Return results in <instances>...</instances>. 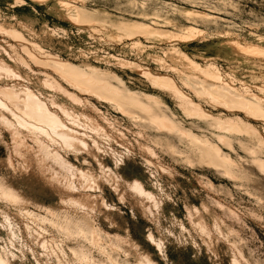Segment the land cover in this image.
Listing matches in <instances>:
<instances>
[{
  "label": "rangeland",
  "instance_id": "rangeland-1",
  "mask_svg": "<svg viewBox=\"0 0 264 264\" xmlns=\"http://www.w3.org/2000/svg\"><path fill=\"white\" fill-rule=\"evenodd\" d=\"M143 1L147 3L150 12L157 8L167 9V5L176 3L190 8L196 7L198 10L212 14L216 19L210 20L207 24H202L200 29L204 31L205 35L199 36L193 41L175 40V42L171 43L169 41H149L141 38V42L146 46L144 53H140L138 49H133L130 46L123 49L125 44H130V41L126 40L124 43H119L110 37L108 38L102 31L103 29L97 28L93 30L88 25L75 24L60 12L51 8L52 3L50 2L40 4L35 3L33 0H25V4L17 5L14 0H0V19L3 18L0 22L6 18L7 22L16 25L18 19L15 16L21 14L32 15L38 18V22L34 27L37 31H40L43 26V20L47 19L48 27L54 30L51 36L39 39L26 33V38L29 39V42L36 40L43 44L48 54H58L59 56H57L60 59H67L74 64H81L90 60L65 59L61 56L58 53L60 47L57 34L61 32V28H66L68 31H70L69 28H72L75 33V36L71 35L72 43L77 46L80 42L82 43V40L77 38L83 37L88 31V34L97 36V42L102 41L103 43V38L107 41L109 52L107 56L103 57L104 59L109 57V55H115V58L119 57L120 60L125 59V61L130 62L131 71H137V69L142 68L141 71L146 70L153 74H165L174 78L183 87L182 79L177 73L165 69L154 58L146 59L147 57H145V52L149 55L152 53L160 54L171 47H177L196 62L215 66L217 71L222 73L223 77L243 94L249 92L255 95L256 98H264V89H259L261 82L264 81V56L257 57L255 55V57L250 53L249 55L234 50L220 51L218 49L219 43L228 39V37H221L220 33L230 32L232 34L230 37L235 41H241V38L242 40L250 41L252 34L260 37L264 36V0H206L207 4L202 3L203 0H192V3H188L186 0H88L86 2L77 0V3H75L77 6L85 8L102 6L110 13L117 14L125 19L136 20L133 9L134 7H141ZM222 2L226 3L227 6L224 7ZM172 13L169 10L168 15L169 17L171 16L170 20L175 24V27L164 29L160 27L161 23L159 21L156 24H152V27L174 31V28L186 29V27L194 26V21H189L185 16ZM152 21L144 20L147 24ZM16 27L18 28V26ZM76 30L80 32L81 36L76 33ZM245 32L249 35H246L247 33ZM44 35L43 33L40 36ZM0 43L12 56L14 55V58L17 59L19 56L25 58L30 64L29 67L33 68V71H45L35 65L25 54L22 45L26 44V42L17 41L0 31ZM29 46L30 48L32 47L31 44ZM90 63L93 62L90 61ZM133 63L134 65H132ZM93 65H99L103 71L107 73L113 72L120 76L130 90L152 96H160L167 102V105L176 114V118L184 128L189 129L197 138H206L217 144L220 154L229 155L236 166L234 165L233 170L230 172L227 166L214 160L205 162L201 158V152L197 151L186 137L168 136L164 131L160 132L157 128L140 126L135 120L125 116L114 105L95 95L84 94L67 81L65 82L59 78L65 88L67 87L76 95L85 99L88 105H85L86 108L82 109V111L84 110V113L87 112L88 114L91 113L89 115H93L98 122L95 121L104 127L103 132L96 129L94 131L93 129L91 131L85 129V131L88 134L91 133L93 139L98 141L99 145L104 147L106 151L115 153L116 157L122 155L119 159L122 161V170L124 172L143 181L148 178L152 181L156 180L157 184H159L157 188L160 189H156L159 211L154 214L152 210H149L144 205L136 206L133 196L126 195L124 201L121 202L115 190L110 189L106 185L104 187L106 203L109 206L115 205L117 207L114 210L113 218L114 222L119 226L106 223L96 214L92 215L91 220L101 232L97 236L98 239L96 238V242H100L98 243L100 245H96V242V244L93 243L92 245L85 243L84 251L89 256L92 255L93 257L91 256V258H95L100 264H110L108 254L112 250H115L114 255L118 260L125 261L126 264H141L138 261L136 251L129 246V243H125L119 248L112 244L117 241V236L122 238L124 237V232H129L160 264H233L232 259L234 257L238 258L237 260L239 263L241 262L240 264H264V169L260 168V162L264 164V147L260 142L256 138L240 132L225 133L221 141H217L213 137V133L218 134V130L209 125L210 121L195 115L185 114L169 93L154 87L152 83L147 85L144 77L134 83H129L126 80L127 77L122 76V72L116 69L117 66H123L119 62L111 66L95 63ZM144 74L146 73L144 72ZM5 84L0 82V86ZM10 84L17 87L24 86L27 90L34 92L35 95L38 94L39 96H36L41 97L40 99L42 100L47 97L45 101L51 104L48 98L50 96L53 97V95L49 94V96L47 89L36 86L28 77L15 79ZM42 91L43 93H41ZM185 91L197 104H200L203 110L215 116L221 114L225 118H239L245 123L252 125L260 133V136L264 138L263 118L254 119L244 110L226 106L221 102L214 103L203 96L195 95L189 89H185ZM90 104H95L97 108L99 107L98 109L111 120L113 125L110 126L104 123L96 112L91 109ZM51 108L54 107L52 106ZM113 118L116 119L113 120ZM19 136H23V134H19ZM28 143L31 144L30 140ZM15 145L16 141L8 134L5 127L0 125V160L10 157L14 161L13 164L15 166L19 162L21 163L22 159L16 153L17 148H15ZM126 148L128 151H125L127 150ZM58 152L63 155L67 162L78 165V161H75L76 159H74L72 152L68 151L67 153V151L63 150ZM61 152L64 153L62 154ZM226 172H230L232 175H228ZM209 182L213 185L210 186ZM16 184L22 188L20 182L16 181ZM35 187L36 190L39 189L38 186ZM25 193L29 194L30 198L35 201V203L28 206L29 212L27 214L25 212V215L17 208L12 209L7 206L8 204L0 202V209L3 208L6 212L9 210L8 212H10L9 215L11 216L10 224L5 226L7 229L3 228V231L2 227H0V238L2 237L0 247L5 245V242H8V246L5 245L3 248L7 249L6 252L11 253L15 250V254L24 253L23 257L19 254L20 258L17 255L18 260L21 258L23 260L26 256L24 264H60L62 261V264H77L75 261L73 263L68 250L66 252H59L62 250L61 248L58 250L60 244L67 246L65 236L56 231V227H53L54 224L52 226L50 225L51 223L43 222L35 217L44 218L49 216V218H53L52 213L49 212V214L46 211L49 208L56 211L64 208L67 212L73 214L70 207L63 205L62 195L53 196V192L47 188L43 190L42 198L35 200L34 191L25 189ZM193 207L202 212L205 217H208L203 209V207H206L214 218V222L209 221L207 223L208 233L203 237L194 230L192 221L188 216L191 212L194 213ZM29 213H31L30 216ZM209 218L211 220V217ZM181 221L184 228L193 234L190 240H187L180 230ZM10 225L12 229H15L17 235L14 239L15 241H11V244H9L11 237L7 235L11 229ZM146 225L151 226L156 235L164 239L165 242L163 240L160 242L161 248L159 250L146 237L144 232ZM25 226H29V229H25L27 228ZM8 227H10L9 230ZM7 236L10 238L9 240ZM99 247L100 249H98ZM102 248L103 250H101ZM19 249L22 252L18 251ZM24 260L18 262L23 264Z\"/></svg>",
  "mask_w": 264,
  "mask_h": 264
},
{
  "label": "bare ground",
  "instance_id": "bare-ground-1",
  "mask_svg": "<svg viewBox=\"0 0 264 264\" xmlns=\"http://www.w3.org/2000/svg\"><path fill=\"white\" fill-rule=\"evenodd\" d=\"M33 1L40 4L50 2L52 3L51 8H54V10L60 12L75 24L88 25L93 30L97 28L103 29L102 31L108 38L110 37L119 43H124L126 40H129L130 44H125L123 49L130 46L133 49H138L140 53H144L143 51L146 48L141 42V38L149 41H169L171 43L175 42V40L184 42L193 41L197 37L205 35L204 31L200 29L202 24H207L210 20L216 19L212 14L198 10L196 7L190 8L176 3L174 5L166 4L167 9L157 8L150 12L147 3L143 1L141 7H134L133 9L135 20L131 18L125 19L117 14L110 13L102 6L97 8L79 7L76 5L77 0ZM79 1L86 2L88 0ZM186 1L192 3V0ZM14 3L23 5L25 4V0H14ZM202 3L207 4L206 0H203ZM223 6L226 7L227 4L223 3ZM168 9L175 14L187 17L189 21H194V26L186 27V29L174 28V31L164 30L165 28L175 27V24L170 20L171 16L169 17L168 15ZM15 17L18 19L16 25L7 22L5 20L6 18L0 22V31L8 34L17 41L26 42V44L22 45L25 54L35 65L43 68L45 71H33V68L29 67L30 64H28L25 58H21L20 56L19 58L16 56L17 59L14 58V55L12 56L0 43V82L6 83L0 86V125L4 126L12 139L16 141V153L22 159L21 163L19 162L16 165L17 167L13 164L14 161L10 157L0 160V202L8 204L7 206L12 209L17 208L25 215V212L26 214L29 212L28 206L35 203L29 194L25 193V189L34 191L33 196L35 200L42 198L43 190L47 188L53 192V196L58 194L62 195L63 205L70 207L73 214L67 212L64 208L60 211L49 208L46 211L48 213L51 212L53 218H49V216L44 218L35 217L43 222L51 223L50 225L52 226L54 224L53 227H56V231L65 236L67 246L60 244L59 249H57H62L59 252H66L68 250L73 263L75 261L77 264H100L95 258H91L92 255L89 256L84 251L85 243L92 245L101 233L98 230L99 228L95 227L91 220L92 215L96 214L106 223L117 225L113 218L114 210L117 207L115 205L109 206L106 203L104 190L106 185L110 189L115 190L121 202L124 201L126 195L133 196L136 206L144 205L155 214L159 211V201L156 198V189H158L157 185L159 184H157L156 180L155 182L148 178L146 181H143L140 178L124 172L122 170V161L119 159L122 155L117 154L118 156L116 157L114 155L115 153L106 151L104 147L99 145L98 141L93 139L91 133L88 134L85 131V129H89V131L96 129L97 131L103 132L104 127L97 123L98 121L93 115L95 119L90 116L91 113L89 115L87 112L84 113V110L82 111V109L86 108L85 105H88L85 99L76 95L67 87L65 88L59 81V78L65 82L67 81L84 94L95 95L105 102L114 105L125 116L135 120L140 126H149L153 129L157 128L160 132L164 131L168 136L186 137L192 143L193 147L201 152L203 161L214 160L227 166L228 171L231 172L233 170L235 165L234 160L229 155L220 154L217 144L206 138H197L189 129L184 128L176 118V114L172 112L167 102L160 96H152L130 90L120 76L113 72L107 73L103 71L101 66L93 65L95 62L90 63V61H84L81 64H74L67 59H60L58 54V56L48 54L43 44H40L36 40L29 42V39L26 38V33L39 39L49 35L51 36L54 30L48 27L47 19L43 20V26L40 31H37L34 25L38 22V18H35V16L21 14ZM144 20L155 21L147 24ZM157 21L161 23L160 27L164 29L152 27V24H156ZM60 30V35H63L61 33L67 31L66 28H61ZM43 33L45 35L41 37L40 35H43ZM219 35L221 37H228L227 41L223 40V42L219 43L218 49L220 51L234 50L239 53L243 52L245 54H253L254 56L257 55V57L264 56V36L260 37L250 34V41L242 40V38L241 41H235L230 37L232 35L230 32L220 33ZM246 35L249 34L247 33ZM29 44L33 48H30ZM66 45L69 46V44ZM113 57V55H109L106 59ZM145 57H147L146 59L154 58L162 67L174 71L180 76L183 87L171 76L160 73L153 74L146 70L142 71L147 74L144 75L148 76V79L154 87L169 93L177 101L185 114L195 115L210 121L209 125L218 130V134L213 133V137L217 141H221L225 133L240 132L256 138L264 147V138L260 136V133L252 125L245 123L239 118L230 119L225 118L221 114L217 116L210 114L203 110L200 104H197L185 89H189L195 95L203 96L214 103L221 102L226 106L244 110L254 119H264V98H256L252 93H246L245 91L243 94L230 84L231 82L229 81V83L223 77L222 73L217 71L215 66L211 64H200L177 47H171L160 54L152 53L149 55L145 52ZM116 60L121 65L132 68L131 63L125 61V59L120 60L117 57ZM137 70L141 71L142 68ZM22 77H28L36 86L47 89L49 91L48 95H53V97L49 95L52 98H48L51 104L45 101L47 97H45V100L43 98V101L40 99L41 97H38V94L36 96L34 92L27 90L26 87H17L16 85L10 84L11 81L21 79ZM259 89H264V81L261 82ZM87 103L89 102L87 101ZM49 105H52L54 108H51L52 106ZM90 107L104 123L110 126L113 125L111 124V120L98 109L99 107L97 108L95 104H90ZM227 110L229 109L227 108ZM115 119L113 118V120ZM19 134H23V136H19ZM29 140L31 144L28 143ZM59 150L67 151V153L68 151L72 152L75 157L74 159H76L75 161H78V165L67 162L63 155L58 152ZM125 151H128V149ZM260 168L264 169L262 162H260ZM230 172L226 173L232 175ZM16 181L22 184V188L16 184ZM209 185L211 186L213 184L209 182ZM35 186H38L39 189L36 190ZM1 209L0 227L4 231L3 228L7 224H10L11 216L9 215L10 212H8V209L7 212L3 208ZM193 209L194 213L191 212L188 216L192 221L194 230L203 237L208 233L207 223L209 221L214 222V218L206 207H203V209L208 217H205L195 207ZM22 213L21 215H23ZM209 217H211V220ZM180 223V230L187 240H190L193 234L184 228L182 221ZM25 227H27L25 229H29V226ZM144 232L146 237L159 250L161 248L160 242L162 240L165 242L164 239L157 236L151 226L146 225ZM34 233L38 236L36 232ZM124 233V237L118 238L117 236V241L112 243L116 248L122 247L125 243H129V246L136 251L138 261L141 264H160L152 257L147 249L132 237L131 233ZM7 235L11 237L9 244H11V241H15L14 239L17 235L15 229H12V226ZM9 237L8 240L10 239ZM5 243L7 245L8 242ZM96 243V245H100L98 244L100 242ZM5 245L0 247V264H20L21 262L19 263L18 261L26 259L25 256L23 260H21L22 258L18 260L20 258L19 254L23 257L24 253L15 254V250V253L11 252L13 250L10 251L11 253L6 252L7 249H3ZM53 247L55 246L53 245ZM114 252L115 250H112L108 254L110 264H126L125 261L118 260ZM237 259L234 257L232 263L240 264L241 262L239 263ZM36 262L38 263V261Z\"/></svg>",
  "mask_w": 264,
  "mask_h": 264
},
{
  "label": "built area",
  "instance_id": "built-area-1",
  "mask_svg": "<svg viewBox=\"0 0 264 264\" xmlns=\"http://www.w3.org/2000/svg\"><path fill=\"white\" fill-rule=\"evenodd\" d=\"M70 31H67L65 33H61L63 35H60V33L57 34V40L59 44V54L63 56L65 59H73V60H90L92 62L101 64V65H106V66H111L114 64H117L118 61L116 58H109V59H104V56L108 55L109 48L107 45V41L103 38V43L102 41L97 42V36H93V34H84L83 37H79L77 39H81L82 43L80 42L77 44V46L72 43V36H75L74 31L72 28H69ZM76 33L80 35V32L76 30ZM81 36V35H80ZM74 38V37H73ZM201 43V42H198ZM66 44H69L67 46ZM115 56V55H114ZM119 58V57H118ZM112 59V60H110ZM114 59V60H113ZM121 65V64H120ZM116 69L120 72H122V76L127 77L126 80L129 83H134L141 77H144V81L147 83V85L151 84L150 80L148 79L147 76L143 75L142 71H134L130 70V68L126 66H117ZM146 79V80H145Z\"/></svg>",
  "mask_w": 264,
  "mask_h": 264
}]
</instances>
